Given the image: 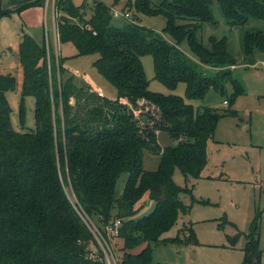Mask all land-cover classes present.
<instances>
[{"label": "trees", "instance_id": "16d2710c", "mask_svg": "<svg viewBox=\"0 0 264 264\" xmlns=\"http://www.w3.org/2000/svg\"><path fill=\"white\" fill-rule=\"evenodd\" d=\"M213 2L129 0L135 19L119 27L112 23V7L103 0L81 4L56 0L60 41L73 43L78 54L99 55L94 64L117 88L115 99L88 82L84 88L72 80L62 84L65 58L56 59L46 33L39 41L23 31L18 44L22 96L36 98V129L14 128L7 92L15 89L17 80L12 73H1L0 264H106L89 256L94 234L80 212L97 215L104 222L112 217L120 219V264H158L152 243H199L194 227L183 236L180 231L165 236L190 209L181 197L189 189L174 180V172L179 168L187 179L200 178L220 117L238 116L239 112L231 107L220 112L211 106H196L186 98L202 99L210 88L226 95L228 81L233 85L232 93L227 94L230 103L245 92L232 70H224L237 62L228 49L227 37L210 36L211 47L197 37L205 22L214 21ZM217 2L231 24H243L250 17L264 19V0ZM44 3L33 0L17 10ZM10 12L3 9L0 16ZM138 14L163 15V31L177 43L187 39L199 62H193L162 33L139 23ZM242 40L250 59L264 53L262 29H246ZM146 53L153 56L155 77L168 88L175 89L179 82L186 84L185 97L149 89L141 59ZM202 65L218 68L217 74L208 75ZM24 108L22 101V122ZM159 131L167 132L176 143L163 147ZM147 150L161 155L154 170L144 168ZM122 173L128 177L118 195ZM68 183L79 209L65 190ZM147 199L154 202L153 211L137 217ZM261 223L262 210L258 209L247 232L229 236L232 244L241 235L246 237L241 264H262ZM143 244L140 251H134Z\"/></svg>", "mask_w": 264, "mask_h": 264}, {"label": "rangeland", "instance_id": "374dc122", "mask_svg": "<svg viewBox=\"0 0 264 264\" xmlns=\"http://www.w3.org/2000/svg\"><path fill=\"white\" fill-rule=\"evenodd\" d=\"M76 4L90 2L93 0H74ZM112 7L123 12L129 11L131 17L124 15L113 16L112 23L123 26L127 20L135 19V12L130 10L129 0H103ZM161 0H153L158 3ZM6 4V0L0 3ZM45 10L25 7L21 10L14 9L9 14L0 16V74L12 73L16 77V87L7 93L8 100L12 106L11 120L14 128L21 131H33L36 129L35 107L36 98L33 95L22 96L23 71L19 59L17 41L22 39L23 31L34 35L37 40L42 41L44 33L50 40V50L53 52L55 27L57 28L58 12L50 5ZM37 8V7H35ZM214 21H208L196 32L197 37L207 47H211L210 36L218 38L226 36L229 51L237 58L235 65L224 67L232 70V75L241 82L245 92L239 95L233 103L227 100V94L233 91L232 82L226 83V95L220 91L210 88L202 99H187L194 105H207L224 112L228 108L236 109L238 116L223 115L220 117L216 131L215 140H209L208 163L203 169L206 174H220L224 172L229 181L218 182L209 177L202 176L199 179L189 177L177 168L174 172V180L187 186L188 191L183 192L182 200L190 206L189 211L182 213L178 222L165 236H175L178 231L181 236L187 234L189 227H194L199 243L192 244L196 248L198 264H223L219 260L229 259V264H241L236 260L238 251L233 250L229 254L222 249L223 244L232 245L229 236L237 232H247L250 222L258 209L262 210V223L260 230V247L263 249L262 264H264V53L256 55L253 59L247 57L243 50V32L246 29H262L264 31V19L250 17L243 24H231L229 18L224 14L217 0L210 6ZM3 9H0V13ZM88 11L86 16L89 17ZM138 22L151 27L162 33L166 40L177 43L174 37L163 31L166 18L163 15L138 14ZM179 22H185L179 19ZM181 50L191 57L193 62H199L197 55L191 50L187 39L177 43ZM4 48V49H3ZM3 49V50H2ZM59 53L64 57V70L61 73L62 84L72 80L77 87H86L87 82L110 98H117V88L109 81L95 66L94 62L98 54H78L77 47L71 42H61L59 39ZM57 59V58H56ZM144 69L150 80L149 89L163 93H176L185 97L186 84L179 82L175 89L168 88L155 77L154 59L152 54L146 53L141 56ZM208 75L217 74L218 68L202 65ZM61 71V69H60ZM24 103V120H21L20 108ZM74 102V101H73ZM54 108L59 111L58 106ZM138 110V109H136ZM159 143L164 147L173 145L176 141L165 131L158 132ZM220 140L222 142H216ZM218 143H220L218 145ZM159 153L147 150L144 155V168L154 170L160 161ZM128 173H122L118 179L117 194L120 195L124 189ZM65 190L74 203L77 199L70 183L65 184ZM143 200V199H142ZM148 200V199H147ZM146 200V202H147ZM77 207V205H76ZM154 202L146 203L145 207L137 214L141 217L153 211ZM93 226L103 232L105 247L102 245L100 235L94 234L93 241L89 246V256L92 258H105L109 253L120 264L123 255L122 239L115 232V217L104 222L97 215L91 217ZM235 225L238 227H235ZM112 227V228H111ZM93 233V232H92ZM246 242V237L241 235L237 241L238 250ZM176 244V243H175ZM236 244V245H237ZM185 245V244H184ZM215 245V246H214ZM144 246L136 248L138 252ZM181 247L182 245H177ZM187 246V245H186ZM242 246V248H243ZM153 258L158 264H194L188 256L177 251L171 242L160 244L152 243ZM243 254V251H240Z\"/></svg>", "mask_w": 264, "mask_h": 264}, {"label": "crops", "instance_id": "0c3cea01", "mask_svg": "<svg viewBox=\"0 0 264 264\" xmlns=\"http://www.w3.org/2000/svg\"><path fill=\"white\" fill-rule=\"evenodd\" d=\"M0 1H2V0H0ZM30 1H33V0H6V4H3L2 2L0 3V9L2 8V9H8V10H10V11H12V10H14V9H16V8H18V7H20L21 5H23V4H25V3H27V2H30ZM30 7H34V9H36V10H38V9H41V11L43 12V9L45 10V8H44V6H42V5H32V6H30ZM35 7H37V8H35ZM55 33H54V45H55V49H53L54 50V52H55V55H56V58L58 59V57L59 56H62L61 55V53H59V34H58V32H57V28L55 27ZM20 40L21 39H18V41H17V47H16V49H18V44H19V42H20ZM4 49V48H3ZM2 49V50H3ZM1 50V49H0ZM8 93V92H7ZM220 140H216V142H219ZM220 142H222V141H220ZM220 143H218V145H219ZM215 174V173H214ZM214 174H209L208 173V171H207V173L206 174H204L203 172H202V174H201V177L202 176H206V177H209L210 179H212V180H215V181H218L219 183L220 182H224V181H229V180H231L230 178L231 177H228L224 172H220V174H216V175H214ZM199 179V178H198ZM170 243V242H169ZM173 246H175V248H177V251H180V252H182V254L183 255H185V256H188V258H190L192 261H194V264H198V262L197 261H199L198 260V257L196 256V248L194 247V245H192V244H185V245H182L181 247H178L177 245L178 244H175V243H171ZM237 244V243H236ZM236 244H232V245H230V244H228V242L227 243H225V244H223V246H222V249H225V255H226V253H228V255L231 257V255L229 254L230 252H232L233 250H235L236 249V251H238V253H237V255H236V260L239 262V260L241 259V258H243V254H240L241 252L240 251H243L242 250V246L240 247V249L238 250L237 248H238V244L236 245ZM187 245V246H186ZM215 246V245H214ZM220 262H223V264H229V259H223V261L222 260H219ZM242 262V261H241ZM201 264H203V263H201Z\"/></svg>", "mask_w": 264, "mask_h": 264}, {"label": "built area", "instance_id": "2783aa9c", "mask_svg": "<svg viewBox=\"0 0 264 264\" xmlns=\"http://www.w3.org/2000/svg\"><path fill=\"white\" fill-rule=\"evenodd\" d=\"M55 1L56 0H45V5H46V8H48L50 5L52 6V9H53V12L54 11H57L56 10V4H55ZM112 12H113V15L115 16V17H117V16H121V15H124V17H126V18H130L131 17V13L129 12V11H126V12H123V11H121V10H118V9H114V10H112ZM77 209H79L78 207H77ZM80 212V211H79ZM80 215L82 216V219H83V221L86 223V225L88 226V227H90L91 228V226H93V221H92V219H91V217L90 216H88V215H86V214H83L82 212H80ZM115 224H116V226H115V232L118 234V229H119V226H120V224H121V221H120V219H117L116 221H115ZM112 228V227H111ZM92 232H93V234H95L96 236H98V234L100 235V240L102 241V245L105 247V244L107 245V243L105 242V239H104V237H103V232L102 231H100L97 227H95V230H92V229H90ZM98 233V234H97ZM96 259H98V258H96ZM99 260H105V262H106V264H117V262H116V259H114L112 256H111V254H109V253H107L106 254V257L105 258H99Z\"/></svg>", "mask_w": 264, "mask_h": 264}, {"label": "water", "instance_id": "95a60500", "mask_svg": "<svg viewBox=\"0 0 264 264\" xmlns=\"http://www.w3.org/2000/svg\"><path fill=\"white\" fill-rule=\"evenodd\" d=\"M149 202H150V200L148 199V200H147V203H149Z\"/></svg>", "mask_w": 264, "mask_h": 264}]
</instances>
